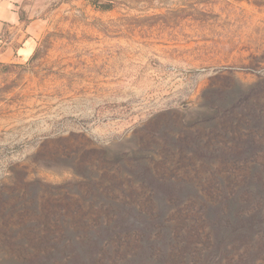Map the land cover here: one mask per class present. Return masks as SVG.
<instances>
[{
    "label": "rangeland",
    "instance_id": "1",
    "mask_svg": "<svg viewBox=\"0 0 264 264\" xmlns=\"http://www.w3.org/2000/svg\"><path fill=\"white\" fill-rule=\"evenodd\" d=\"M16 6L34 52L0 61V264L42 239L45 201L91 188L161 209L192 245L175 264H264V0ZM228 195L236 234L197 233V201Z\"/></svg>",
    "mask_w": 264,
    "mask_h": 264
},
{
    "label": "trees",
    "instance_id": "2",
    "mask_svg": "<svg viewBox=\"0 0 264 264\" xmlns=\"http://www.w3.org/2000/svg\"><path fill=\"white\" fill-rule=\"evenodd\" d=\"M255 185L264 187L263 183ZM90 191L91 195L68 193L56 203L45 201L41 206L43 237L29 241L25 258L15 264H175L172 257L177 251L185 257L192 249L189 241H181L183 234L175 226L156 222L164 217L161 209ZM253 194L264 200V192ZM197 203L195 212L202 221L197 233L208 225L216 242L226 232L236 234L228 225H239L238 217H244L238 196ZM259 219L264 223V211ZM212 253L218 255L219 250L214 248Z\"/></svg>",
    "mask_w": 264,
    "mask_h": 264
},
{
    "label": "crops",
    "instance_id": "3",
    "mask_svg": "<svg viewBox=\"0 0 264 264\" xmlns=\"http://www.w3.org/2000/svg\"><path fill=\"white\" fill-rule=\"evenodd\" d=\"M17 2L18 0H0V61L12 60L17 56L27 59L34 52L33 43L29 39L16 46L21 19Z\"/></svg>",
    "mask_w": 264,
    "mask_h": 264
}]
</instances>
